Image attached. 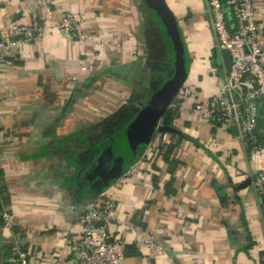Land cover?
<instances>
[{
    "label": "crops",
    "instance_id": "1",
    "mask_svg": "<svg viewBox=\"0 0 264 264\" xmlns=\"http://www.w3.org/2000/svg\"><path fill=\"white\" fill-rule=\"evenodd\" d=\"M178 17L191 55L177 109L148 142L123 163L104 164V144L119 133L167 77L173 50L144 0H53L51 23L42 38L26 45L14 65L0 71V205L14 220L15 239L0 231V264H21L15 246L33 264H62L52 253L72 227L77 208L104 183L117 200L114 232L133 224L152 236L147 247L130 236L124 264H262L264 212L254 186L256 169L234 127L212 124L191 111L215 91L211 50L215 35L205 0H166ZM37 0H0V35ZM264 42V0H256ZM79 11L106 41L104 55L88 68L90 40L55 27L64 14ZM258 132L264 144V111ZM126 158V159H127ZM92 174H95L92 177Z\"/></svg>",
    "mask_w": 264,
    "mask_h": 264
},
{
    "label": "built area",
    "instance_id": "2",
    "mask_svg": "<svg viewBox=\"0 0 264 264\" xmlns=\"http://www.w3.org/2000/svg\"><path fill=\"white\" fill-rule=\"evenodd\" d=\"M206 11L215 35V46L227 49L233 58L230 70L221 60L213 69L216 75L214 93L206 100L197 101L191 111L203 116L212 124H228L237 131L249 149L250 160L256 169L254 186L261 199L264 212V144L258 132L259 102L264 111V42L260 38L256 0H205ZM53 0H37L36 8L28 12L29 22L16 18L0 35V71L12 66L26 45L40 40L51 23ZM55 27L65 35L79 40H90L94 50L87 57L88 68L95 69L94 62L104 55L106 41L102 39L88 19L79 11L63 15ZM182 98L194 96L195 89L184 83ZM178 96V95H177ZM176 96V98H177ZM130 166L122 176L137 170ZM117 200L106 188L94 200L77 209L72 227L61 235L62 248L55 249L54 258L62 252L66 257L62 264H124L127 245L133 236L147 247H153L152 236L140 232L133 224L121 222V230L114 232ZM14 220L9 209L0 205V231L15 239ZM38 244L32 252L15 246L21 264H33Z\"/></svg>",
    "mask_w": 264,
    "mask_h": 264
},
{
    "label": "water",
    "instance_id": "3",
    "mask_svg": "<svg viewBox=\"0 0 264 264\" xmlns=\"http://www.w3.org/2000/svg\"><path fill=\"white\" fill-rule=\"evenodd\" d=\"M144 1L159 20L171 44L173 66L167 77L162 79L156 86L123 129L104 144V164L96 171L107 170L113 164L115 166L126 152L136 150L149 141L155 131L159 129L163 114L170 107L189 75L191 55L178 17L166 0ZM211 56L216 66L222 60L226 68L230 70L233 58L229 50H220L217 46H214L211 50ZM127 169L128 167H122L118 176H122ZM94 176L95 174H92V177ZM104 187V183H96L92 187V196L80 206L94 200Z\"/></svg>",
    "mask_w": 264,
    "mask_h": 264
},
{
    "label": "trees",
    "instance_id": "4",
    "mask_svg": "<svg viewBox=\"0 0 264 264\" xmlns=\"http://www.w3.org/2000/svg\"><path fill=\"white\" fill-rule=\"evenodd\" d=\"M176 99V98H175ZM174 99V100H175ZM174 102V101H173ZM177 115V109L170 106L166 112L163 114L162 116V122L164 125H171L172 122H173V119L175 118V116ZM132 150L126 152L124 155H123V158L118 161L116 164H119V163H123V168L127 167L129 164H130V161L128 160L127 156L128 154L131 152ZM127 158V159H126ZM127 251H129V244L127 245ZM262 264H264V253H263V259H262Z\"/></svg>",
    "mask_w": 264,
    "mask_h": 264
},
{
    "label": "rangeland",
    "instance_id": "5",
    "mask_svg": "<svg viewBox=\"0 0 264 264\" xmlns=\"http://www.w3.org/2000/svg\"><path fill=\"white\" fill-rule=\"evenodd\" d=\"M214 76L216 77L215 73H214Z\"/></svg>",
    "mask_w": 264,
    "mask_h": 264
}]
</instances>
